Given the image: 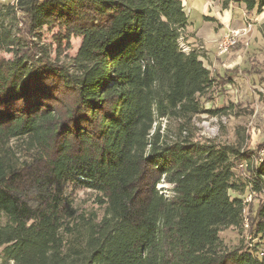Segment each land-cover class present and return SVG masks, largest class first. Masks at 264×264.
I'll return each instance as SVG.
<instances>
[{"label": "trees", "instance_id": "1", "mask_svg": "<svg viewBox=\"0 0 264 264\" xmlns=\"http://www.w3.org/2000/svg\"><path fill=\"white\" fill-rule=\"evenodd\" d=\"M191 26L181 0L0 2V264H264V141L199 134L238 69L185 50Z\"/></svg>", "mask_w": 264, "mask_h": 264}, {"label": "rangeland", "instance_id": "2", "mask_svg": "<svg viewBox=\"0 0 264 264\" xmlns=\"http://www.w3.org/2000/svg\"><path fill=\"white\" fill-rule=\"evenodd\" d=\"M232 1L235 3V0ZM0 2L11 4L12 0H0ZM235 4L238 6L237 3ZM234 11L241 15L237 8ZM243 19L245 24L243 29L231 30L224 34L225 39L227 34L239 32L236 44L230 47L227 53L216 56L218 51L216 46L212 47V50L197 48L201 51V60L208 69L223 71L237 68L238 74L225 94L214 100L213 107H227L225 113L217 117L201 115L195 119L194 123L204 139L233 142L236 134L243 133L246 148L253 149L264 141V9L260 15L245 13ZM55 33L57 29L45 27L40 41L35 38L30 39L35 41L38 47L51 49L49 56L52 60L56 58V45L53 41ZM80 44V38L71 39V49L64 51L59 61L66 63L74 58ZM38 56L37 53L35 57ZM1 57L6 60L12 58L8 53L1 54ZM251 67H255L256 72ZM250 69H252L251 73L244 72ZM161 187L164 186L160 185L158 188ZM93 196L91 192H80L75 198V203L78 207H91ZM248 196L245 197V201ZM221 237L229 247H234L242 241L246 244L251 242L249 236L243 237L234 229L225 230ZM1 252L2 248H0V262Z\"/></svg>", "mask_w": 264, "mask_h": 264}, {"label": "crops", "instance_id": "3", "mask_svg": "<svg viewBox=\"0 0 264 264\" xmlns=\"http://www.w3.org/2000/svg\"><path fill=\"white\" fill-rule=\"evenodd\" d=\"M181 3L192 23L188 33H192L193 37L182 44L186 49L212 50L214 46L217 48L225 32L244 28V9L232 0H181ZM236 8L241 15L235 13ZM205 17L213 21L205 20ZM197 51L201 54V51ZM216 56H219L218 52Z\"/></svg>", "mask_w": 264, "mask_h": 264}, {"label": "built area", "instance_id": "4", "mask_svg": "<svg viewBox=\"0 0 264 264\" xmlns=\"http://www.w3.org/2000/svg\"><path fill=\"white\" fill-rule=\"evenodd\" d=\"M16 1L17 0H12V3L16 2ZM238 34H239V32L238 31L237 32L235 31V32H232V33L227 34L225 39H224V36H223V38L218 42V46H217L218 55H223V54L227 53V51L229 50V48L232 47V46H234L236 44ZM263 161H264V148L263 149H260L258 151V156H257V163H262ZM250 201H251V196L249 195L245 202L246 203H250ZM244 227L247 228V222H246V220H245ZM260 256H262V253H261Z\"/></svg>", "mask_w": 264, "mask_h": 264}]
</instances>
